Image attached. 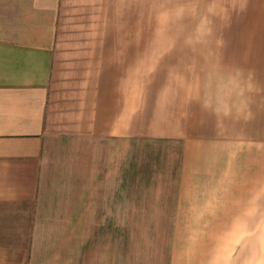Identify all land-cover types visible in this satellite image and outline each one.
I'll list each match as a JSON object with an SVG mask.
<instances>
[{
    "label": "crops",
    "instance_id": "obj_1",
    "mask_svg": "<svg viewBox=\"0 0 264 264\" xmlns=\"http://www.w3.org/2000/svg\"><path fill=\"white\" fill-rule=\"evenodd\" d=\"M0 264H264V0H0Z\"/></svg>",
    "mask_w": 264,
    "mask_h": 264
},
{
    "label": "rangeland",
    "instance_id": "obj_2",
    "mask_svg": "<svg viewBox=\"0 0 264 264\" xmlns=\"http://www.w3.org/2000/svg\"><path fill=\"white\" fill-rule=\"evenodd\" d=\"M147 79H149V78H147ZM168 81H170L171 79H173V80H175V84H177V85H182V83L183 84H186L185 83V81L187 80V78H166ZM189 79V78H188ZM204 79V78H203ZM216 79L217 78H212V77H210V78H205V81H202L201 80V78H200V83L202 84L201 85V87H200V85H199V82H198V78H190L189 79V83H191L190 84V86H192V88H194L193 89V91L195 92H193L194 93V95H198L199 97H201L202 98V95L204 96V98H205V101L207 100H210V95H212V94H210L209 95V93H208V91H209V89H210V86H212L213 85V83H214V81H216ZM226 80V79H225ZM199 87V88H198ZM198 88V90H196ZM184 90V89H183ZM196 90V91H195ZM199 90L200 91H202V95L199 93ZM198 91V92H197ZM214 96H215V98H216V96H217V94L215 93V94H213ZM212 95V96H213ZM204 101V100H203ZM199 102V101H198ZM202 102V100L200 101V103ZM161 127L160 128H164V126H163V124H161L160 125ZM159 128V127H158Z\"/></svg>",
    "mask_w": 264,
    "mask_h": 264
}]
</instances>
